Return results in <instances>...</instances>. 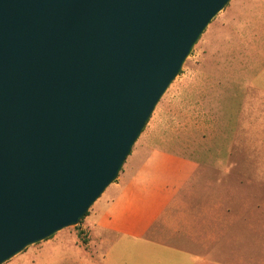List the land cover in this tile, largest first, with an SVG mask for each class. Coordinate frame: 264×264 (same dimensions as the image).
<instances>
[{"label":"water","instance_id":"water-1","mask_svg":"<svg viewBox=\"0 0 264 264\" xmlns=\"http://www.w3.org/2000/svg\"><path fill=\"white\" fill-rule=\"evenodd\" d=\"M231 0H0V264L76 227Z\"/></svg>","mask_w":264,"mask_h":264},{"label":"crops","instance_id":"crops-1","mask_svg":"<svg viewBox=\"0 0 264 264\" xmlns=\"http://www.w3.org/2000/svg\"><path fill=\"white\" fill-rule=\"evenodd\" d=\"M251 2L255 6H245L264 8V0ZM241 14L237 23L244 21L241 39L247 41L242 50L248 57L264 55L263 42L254 46L261 33L264 39V25L249 27L251 11ZM221 52L238 55L232 46ZM223 65L221 72H237L235 63L234 72ZM107 190L76 227L86 241L67 228L25 252L52 255L61 264L70 242L79 248L73 264H264L262 183L155 148L133 160Z\"/></svg>","mask_w":264,"mask_h":264},{"label":"rangeland","instance_id":"rangeland-1","mask_svg":"<svg viewBox=\"0 0 264 264\" xmlns=\"http://www.w3.org/2000/svg\"><path fill=\"white\" fill-rule=\"evenodd\" d=\"M245 5L255 6L251 0H231L212 20L108 189L121 181L133 160L155 148H166L264 184V55L245 54L242 48L247 41L241 39L246 35L242 29L245 23L242 21V28L237 23V16L247 10L251 11L249 21H245L248 26H263L264 8ZM261 34L254 46H262V42L264 46ZM230 46L237 50V56L221 54V49ZM222 63L225 70L235 63L237 72L234 68L232 74L221 72ZM261 202L264 205V198ZM69 229L86 241L82 231ZM68 244L72 249L62 252L61 264L64 259L65 264L75 261L79 248ZM4 264L55 263L52 255L41 259L38 251L30 250Z\"/></svg>","mask_w":264,"mask_h":264},{"label":"trees","instance_id":"trees-1","mask_svg":"<svg viewBox=\"0 0 264 264\" xmlns=\"http://www.w3.org/2000/svg\"><path fill=\"white\" fill-rule=\"evenodd\" d=\"M87 215H88V213H87ZM87 215H86V216H87ZM83 219H84V218H83ZM83 219L81 220V222L83 221ZM81 222H80V223H81ZM76 227H77V226H76Z\"/></svg>","mask_w":264,"mask_h":264}]
</instances>
